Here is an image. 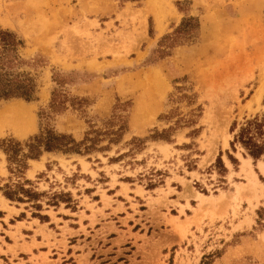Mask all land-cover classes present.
Masks as SVG:
<instances>
[{"label":"rangeland","instance_id":"obj_1","mask_svg":"<svg viewBox=\"0 0 264 264\" xmlns=\"http://www.w3.org/2000/svg\"><path fill=\"white\" fill-rule=\"evenodd\" d=\"M149 1L0 0L37 83L0 100L34 119L0 123V264H264V156L232 144L264 112V0ZM47 130L77 150L25 156Z\"/></svg>","mask_w":264,"mask_h":264},{"label":"trees","instance_id":"obj_2","mask_svg":"<svg viewBox=\"0 0 264 264\" xmlns=\"http://www.w3.org/2000/svg\"><path fill=\"white\" fill-rule=\"evenodd\" d=\"M19 44H21V41L15 33L0 29V100L11 98L30 100L35 95L37 89L35 78L28 72L18 70L19 64L22 62L17 53ZM53 107H57L55 103H53ZM236 128L237 125L234 124L232 131H235ZM237 142L244 147L245 153L251 155L254 159L264 156V112L247 119L238 128L232 144L235 145ZM73 143L72 138L66 135H57L54 131L47 130L27 142L29 152L24 155L36 158L41 155L44 149L48 151H75L78 147L72 145ZM6 145L7 147H4L5 152L9 156L11 152L12 157H14L17 150L13 149L12 144ZM20 166L24 167V162Z\"/></svg>","mask_w":264,"mask_h":264},{"label":"bare ground","instance_id":"obj_3","mask_svg":"<svg viewBox=\"0 0 264 264\" xmlns=\"http://www.w3.org/2000/svg\"><path fill=\"white\" fill-rule=\"evenodd\" d=\"M159 0H150V4H156ZM160 89V88H159ZM263 86L260 87L258 93H261ZM32 112L25 107L23 103H10L8 106L0 111V123H6L20 136L25 135L28 131L33 129L34 123H32ZM249 161V160H247ZM246 161V163H248ZM262 169L264 167L262 166ZM254 178L256 174L252 172Z\"/></svg>","mask_w":264,"mask_h":264}]
</instances>
